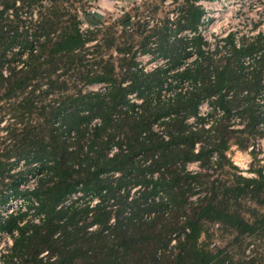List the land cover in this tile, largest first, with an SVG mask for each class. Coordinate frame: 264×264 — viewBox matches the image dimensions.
I'll return each instance as SVG.
<instances>
[{"label": "trees", "instance_id": "16d2710c", "mask_svg": "<svg viewBox=\"0 0 264 264\" xmlns=\"http://www.w3.org/2000/svg\"><path fill=\"white\" fill-rule=\"evenodd\" d=\"M44 1L0 0V205L21 197L24 207L0 216V230H16L0 264H256L209 247L207 225L234 243L264 233L263 169L242 176L225 154L252 146L255 159L264 134V31L238 46L228 34L210 52L194 0L174 27L137 21L129 34L82 29L76 3L90 0ZM136 52L163 62L144 71ZM204 100L223 111L208 127ZM27 176L33 187H20Z\"/></svg>", "mask_w": 264, "mask_h": 264}, {"label": "rangeland", "instance_id": "374dc122", "mask_svg": "<svg viewBox=\"0 0 264 264\" xmlns=\"http://www.w3.org/2000/svg\"><path fill=\"white\" fill-rule=\"evenodd\" d=\"M183 2V0H137L129 7L122 5L123 7H117L118 10L105 11L97 22L90 20L86 15L96 12L97 7L87 2L76 4L77 6L83 4V9L85 10V12H78L82 29L113 23L117 33L122 28H126V33L129 34L133 31L137 21L147 24L148 28L155 24L160 25L165 18L173 19L174 15L179 14ZM193 2L203 9V12L200 11L203 16L202 14L200 15L197 26H200L202 32L204 31L205 37L215 33L219 34L227 29H232L237 33L253 31L252 24L256 20L264 18V0H194ZM44 3L47 4V0ZM125 16L129 17V21L122 23L121 20ZM136 38L138 37L136 36ZM112 53L115 54L114 52ZM153 57L155 55L151 53L136 52V60L146 70L162 61L160 57H155L156 59H153ZM101 86V84L95 83L86 86V89L93 90ZM7 121L8 117L5 115L0 122V128L5 126ZM4 134L5 130H0V136L2 137ZM7 141H4L3 144H7ZM256 144L257 148H260L261 145L264 146V134L256 140ZM248 147L245 150H241L236 145L230 144L225 154L229 161L236 166L237 173L250 177L253 176V173L249 171L250 167L261 166L264 172V155L256 149L257 152L254 159L253 153ZM9 160H12V158ZM190 166L191 168L195 167V164ZM207 229L210 234L209 247L216 246L225 249L233 261L254 259L256 264H264V233L261 235H246L239 243H234L232 242V234L223 231L217 223L208 224ZM0 246L2 248L1 241Z\"/></svg>", "mask_w": 264, "mask_h": 264}, {"label": "built area", "instance_id": "2783aa9c", "mask_svg": "<svg viewBox=\"0 0 264 264\" xmlns=\"http://www.w3.org/2000/svg\"><path fill=\"white\" fill-rule=\"evenodd\" d=\"M200 7V6H199ZM201 8V7H200ZM202 9V8H201ZM203 10V9H202ZM203 12V11H202ZM178 15H174L173 19L169 18L168 20L171 22V27H174V20L177 18ZM203 16V14H202ZM201 16V17H202ZM132 18V17H131ZM171 19V20H170ZM156 25V24H155ZM252 28H254V30H249L248 32L245 33H237L232 29H227L224 30L223 32L219 33V34H211V36L205 37L204 36V31L202 32L200 29V26H197V32L202 36L203 40L206 41V45L204 47H202L205 50H208L210 52H215L216 49H220L223 47V38L225 36H227L228 34H232L233 35V42L236 46H238V41L239 38L244 36L247 38H251L253 37L255 34H257L258 32H263L264 31V18L256 20L253 24H252ZM193 32L190 31L189 29H182L180 30L176 35L178 37H183V36H190L192 35ZM218 52L216 53V55H218ZM194 57V54L192 53L191 55H189L185 60L184 63L188 62L189 60H191ZM163 60L161 62H158L156 64H154L149 70H151L152 68H154L157 64L162 63ZM249 62V58L248 57H244L242 59V63L243 64H247ZM143 69V68H142ZM144 71H148L146 69H143ZM3 72H5V70H3ZM262 81L264 82V77L262 79ZM101 84L103 86L102 83H98ZM102 86L98 89H93V90H100L102 89ZM190 88V83L188 81H182L180 83V85L177 87V89H188ZM227 96H230V92L227 93ZM129 98H131V100L135 101V102H140V99H135L133 97V94H129L128 95ZM259 102H261V100H259ZM223 113V111L221 109H219L218 107H212L207 100L201 101V103L198 105L197 107V116H201L204 118V122H203V126L204 127H208L210 125V123L217 117L221 116ZM211 114V115H210ZM195 120V118L193 116H190L189 118H187V121L189 123H193ZM93 123H97L98 120L94 119L92 121ZM230 123H231V128L236 127V128H241L242 127V123L240 122V119L237 115L232 114L230 117ZM252 146H249L248 149H251ZM255 149H258L261 154H264V146L261 145L260 148H257V144L254 147ZM196 150V149H195ZM22 164V161H19L17 168H19ZM191 168L190 165H194ZM186 169L194 172L199 170V166H198V161H191L186 163ZM34 185V176H27L26 180L20 183V187L23 188H32ZM20 207V209H24L23 207V199L21 197H14V198H10L5 204L0 205V216L5 217L7 214L9 213H14V211ZM42 217L41 214L37 215V216H33L32 221L33 222H38L39 219ZM16 235V230H12L11 232H6L3 230H0V241L2 242V248L0 246V256L2 253H5L7 248L11 245L12 243V237ZM45 254V252H42L40 255ZM1 263V260H0Z\"/></svg>", "mask_w": 264, "mask_h": 264}, {"label": "crops", "instance_id": "0c3cea01", "mask_svg": "<svg viewBox=\"0 0 264 264\" xmlns=\"http://www.w3.org/2000/svg\"><path fill=\"white\" fill-rule=\"evenodd\" d=\"M135 1L137 0H90V3L97 7L95 13L101 18L105 11H110L112 9L118 10L117 7H123L122 5H127L129 7Z\"/></svg>", "mask_w": 264, "mask_h": 264}, {"label": "water", "instance_id": "95a60500", "mask_svg": "<svg viewBox=\"0 0 264 264\" xmlns=\"http://www.w3.org/2000/svg\"><path fill=\"white\" fill-rule=\"evenodd\" d=\"M90 20H93L92 18L88 17Z\"/></svg>", "mask_w": 264, "mask_h": 264}]
</instances>
